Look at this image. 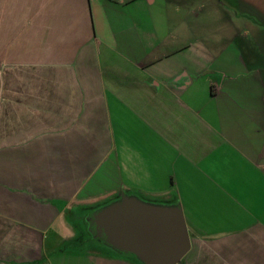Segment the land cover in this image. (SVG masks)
Returning <instances> with one entry per match:
<instances>
[{
    "label": "crops",
    "instance_id": "crops-1",
    "mask_svg": "<svg viewBox=\"0 0 264 264\" xmlns=\"http://www.w3.org/2000/svg\"><path fill=\"white\" fill-rule=\"evenodd\" d=\"M255 6L0 0V264H143L63 245L123 194L181 207L178 264H264Z\"/></svg>",
    "mask_w": 264,
    "mask_h": 264
},
{
    "label": "water",
    "instance_id": "water-1",
    "mask_svg": "<svg viewBox=\"0 0 264 264\" xmlns=\"http://www.w3.org/2000/svg\"><path fill=\"white\" fill-rule=\"evenodd\" d=\"M90 232L99 242L132 253L143 264H178L191 247L179 205L145 201L123 194L91 213Z\"/></svg>",
    "mask_w": 264,
    "mask_h": 264
},
{
    "label": "rangeland",
    "instance_id": "rangeland-1",
    "mask_svg": "<svg viewBox=\"0 0 264 264\" xmlns=\"http://www.w3.org/2000/svg\"><path fill=\"white\" fill-rule=\"evenodd\" d=\"M251 2H254V4L260 7L261 9H264V0H251ZM226 9H227L226 13L228 15H232L231 17H234L235 15L236 17L237 10H233L231 12V9L228 8V6ZM250 18H251L250 22L251 24H253L256 18L253 16ZM233 21H235V19ZM256 22L261 23V25L259 23L257 24L260 25V28L262 29L264 33V20L263 19L261 20L260 18H258ZM244 26L245 25H243V28H246ZM244 32H245L244 34L248 33L247 30ZM263 33L262 32L260 34L257 33V36L252 41V43L250 42V44H252L250 45V49L253 52H258L261 55L260 57L261 60H264V34ZM90 214L91 213H88L86 211L66 214V218L68 222L71 224L72 228L64 229V233H63L64 247L80 250L83 252L112 253L108 247L104 246L103 244L99 245L98 243H96V241L91 236H89L90 234L88 231H90V229L87 226V223H88V218ZM66 240L68 241L66 242ZM113 253H116V252H113Z\"/></svg>",
    "mask_w": 264,
    "mask_h": 264
},
{
    "label": "trees",
    "instance_id": "trees-1",
    "mask_svg": "<svg viewBox=\"0 0 264 264\" xmlns=\"http://www.w3.org/2000/svg\"><path fill=\"white\" fill-rule=\"evenodd\" d=\"M101 206H103V204H100V205H98V206H97V208H98V207H101ZM87 226H89V223H87ZM88 232L90 233V231H88ZM90 235H91V233H90ZM91 236H92V235H91ZM92 238L94 239V237H93V236H92ZM94 240H95V241H96V243H98L99 245H100V244H103V243L99 242V241H98V240H96V239H94ZM103 245H104V246H106L105 244H103ZM109 250H110V249H109Z\"/></svg>",
    "mask_w": 264,
    "mask_h": 264
},
{
    "label": "flooded vegetation",
    "instance_id": "flooded-vegetation-1",
    "mask_svg": "<svg viewBox=\"0 0 264 264\" xmlns=\"http://www.w3.org/2000/svg\"><path fill=\"white\" fill-rule=\"evenodd\" d=\"M90 229V228H89ZM91 235L93 236V234L91 233ZM94 237V236H93ZM95 239V238H94Z\"/></svg>",
    "mask_w": 264,
    "mask_h": 264
}]
</instances>
